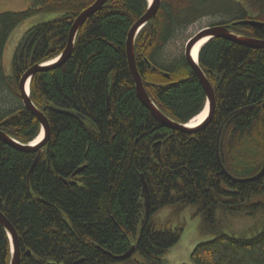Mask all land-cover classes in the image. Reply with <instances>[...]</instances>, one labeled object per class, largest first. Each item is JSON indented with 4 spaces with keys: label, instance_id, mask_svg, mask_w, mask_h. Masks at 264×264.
Instances as JSON below:
<instances>
[{
    "label": "trees",
    "instance_id": "1",
    "mask_svg": "<svg viewBox=\"0 0 264 264\" xmlns=\"http://www.w3.org/2000/svg\"><path fill=\"white\" fill-rule=\"evenodd\" d=\"M94 1L27 0L26 10L0 14L5 41L31 17L62 14L22 36L12 59L14 78L2 79L0 72V107L8 99L6 90L18 104L11 112L0 111V131L19 144L33 142L40 133L21 103L19 78L64 52L74 19ZM208 2L161 0L134 42L147 97L182 125L203 111L206 96L184 54L160 60L175 31L223 10L228 19L218 25L264 40V29L232 27L248 19L264 23V0H211L210 9ZM147 8V0H108L76 33L69 59L30 79V102L39 112L46 107L49 124L40 157L33 164L36 153L0 141V213L18 236L19 264H164L162 258L180 240L184 227L178 220L187 209L200 220L199 235L212 237L193 248L190 264H264V226L251 237L222 231L228 219H264V176L253 183L232 181L261 170L264 50L220 38L208 41L198 63L213 87L212 118L188 134L164 129L136 97L125 55L128 31ZM3 51L0 47V64ZM227 118L218 146L226 175L215 147ZM140 176L150 196L147 216ZM163 210L168 217H156ZM132 245L128 259L113 260ZM10 257L0 224V264H9Z\"/></svg>",
    "mask_w": 264,
    "mask_h": 264
},
{
    "label": "water",
    "instance_id": "2",
    "mask_svg": "<svg viewBox=\"0 0 264 264\" xmlns=\"http://www.w3.org/2000/svg\"><path fill=\"white\" fill-rule=\"evenodd\" d=\"M108 0H95L94 4L85 8L84 11H82L73 21L72 26L69 30L68 33V38H67V42H66V48L64 50V52L59 55L56 59V61L53 64L50 65H45L46 63H43V65H34L32 66V68L27 69V71H25L22 76L19 78V82H18V92H19V96L21 99V103L23 105V107L29 112L31 113V115L36 118L38 124L40 125V133L39 135H43L42 139L40 140V142H38L35 146H31V144H25V145H21L19 144L15 139L13 140L12 138H10L9 136H7L4 132L2 133L0 131V141L2 143H4L6 146L12 148L13 150H17L20 151L22 153H36V158L33 162V164H35L37 162V160L39 159V149L40 147H42L41 145L44 143V141H46V138L48 136V132H49V124H47V119L46 116L44 115V112L46 110L43 109L41 112H39L36 107L32 104V102H30L29 99V83H30V79L33 77V75H35L38 72H43L44 70H47L49 68H53L54 66L60 65L65 63L66 60L69 59V57L71 56V53L73 51V45H74V40L76 38V33L78 32V30L83 26V24L85 23V21L92 17L93 15H95V12L99 11L106 3ZM160 1L161 0H151L148 1V8H147V12L139 18L138 21H136V23L130 28V30L128 31V36L126 38L125 44V55L127 57V66L129 67V72L130 75L133 79L134 82V87H135V93H136V97L138 98L139 102L141 103L142 106H144L145 109L148 110L150 116L152 117V119H155L164 129H168L171 131H175V132H181V133H191L196 131L199 127H203L205 125H207L209 123V121L211 120V116L214 112L215 106H214V91H213V87L212 85L208 82V80L206 79L204 73H202L201 69L199 68V63H198V57H199V53L197 56V60L194 62L192 59V49L194 48V45H196L198 42H200L201 40L207 38V41H210L211 39H216V38H220L222 40L225 41H230L236 45H240L242 47H245L247 49H254V50H264V40L261 39H254V38H244L240 35H236L234 33H232L229 29H227V27L225 26H221V25H215V26H210V27H204L203 29H201L200 31H198L197 33L194 34V36H192L191 38H189L186 41V44L184 46V59L185 62L188 64L189 68L191 69V71L193 72V74H195V76L198 79L199 84H201V87L203 89L204 95L206 96V101H205V107L203 109V111L207 108V113H206V118L200 123L198 124V126L195 127H186V125L189 123H187L186 125H182L179 123H175L172 120L168 119L166 116H164L159 110L158 108H156L152 102L150 101V98L147 97V94L145 92V89L141 83V78L140 76H138L137 70H136V66H135V56L133 55V49H134V39L138 36L139 31L145 27L147 24L150 23V21L156 16L157 12L159 11V7H160ZM237 26H242V27H251V28H261L264 29V23L261 22H256L254 20H247V21H237L235 23L232 24V27H237ZM199 52V51H198ZM48 63V62H47ZM146 64L148 66H150L148 64V62L146 61ZM165 77L168 78L167 75H165ZM26 86L28 87V93L26 92ZM264 106V104H263ZM51 111L57 112V113H61V114H65V115H69L71 117H75L77 118V116H75L72 112H65L62 111L58 108H53L50 107ZM229 120V118H227L221 125H220V130L217 133V141H216V153H217V160L219 161L220 164V169L222 170V173L226 174V170H224L223 166L220 163L219 160V141H220V134L223 130V126L224 124ZM261 170L255 174V176L253 177H249V178H244V179H235L233 178L232 181L236 182V183H253L255 181H257L258 179L262 178L264 176V155H263V161H262V165H261ZM140 185H142L141 188V196L143 198V207L145 209V216L148 215V211H149V192H148V185L145 184L144 178L143 176H140ZM0 224L5 232V234L7 235V240L9 242L10 245V261L9 264H19L20 261V250H19V244H18V236L15 233V230L12 226L11 223H9L8 220L5 219V217L2 215V213H0ZM133 249L134 246L132 245L130 247V249L128 250V252L124 255L121 256H117V257H112L114 261H121V260H125L128 259V257H130L133 254Z\"/></svg>",
    "mask_w": 264,
    "mask_h": 264
},
{
    "label": "rangeland",
    "instance_id": "3",
    "mask_svg": "<svg viewBox=\"0 0 264 264\" xmlns=\"http://www.w3.org/2000/svg\"><path fill=\"white\" fill-rule=\"evenodd\" d=\"M201 0H198L200 3ZM210 1L205 5L206 8L210 9ZM197 2V0H196ZM30 3H32L30 1ZM27 0H0V14L13 12L17 13L19 11H24L28 8ZM62 18L60 13H51V14H41L34 17H31L29 20H26L19 24L11 35L9 36V41L6 46V51H4V60L5 64L10 65V54L12 52L11 48H14L20 37L22 38L23 34L30 30V28L41 25V23L52 22V20H58ZM228 17L223 13V10H217L212 15H204L193 23L179 28L175 31L173 38L169 41L170 43L165 46L160 53L161 62L172 59L173 57H178L183 55L184 46L186 41L194 36L195 33L203 29L204 27H210L218 24L221 21H226ZM22 40V39H21ZM6 52V53H5ZM11 105L16 103L13 100H8ZM192 210L187 209L180 214L178 220L179 224H183L184 230L181 233L179 242L171 247L168 253L162 258L164 264H190L189 255L192 252L193 248L212 240L210 236H200L199 235V218L192 217ZM156 217L162 219L168 217V211L163 210L159 212ZM177 221H174L173 224H178ZM225 228L222 230L224 233L229 235H245L246 237H251L257 231L264 226V219L261 216L257 215L255 219L246 217L242 219H228Z\"/></svg>",
    "mask_w": 264,
    "mask_h": 264
},
{
    "label": "flooded vegetation",
    "instance_id": "4",
    "mask_svg": "<svg viewBox=\"0 0 264 264\" xmlns=\"http://www.w3.org/2000/svg\"><path fill=\"white\" fill-rule=\"evenodd\" d=\"M26 33V32H25ZM24 33V34H25ZM23 34V35H24ZM2 38H1V36H0V47H2V49H4V51H6V46H7V43H8V41H9V39L7 40V41H5V40H1ZM21 37H20V40L18 41V43L16 44V46L14 47V48H11L12 49V52H11V54H10V60H11V62H10V65H6L5 64V60H4V51H3V53H2V56H1V60H2V62H1V64H0V72H1V77H2V79H11V78H14V74H13V71H12V59H13V57H14V54H15V52H16V47L18 46V44L20 43V41H21ZM6 53V52H5ZM2 65V66H1ZM5 84H6V82H5ZM7 85V84H6ZM17 87H18V84H17ZM7 88H9V87H7ZM17 92H18V88H17ZM4 97L5 98H8L6 101H4V103H3V105L1 104V107H0V111L2 112V111H8V112H11V111H13V109H16V107L18 106V104L16 103L15 105H11V103H9V98H10V100H14L13 99V97H11V92H8L7 90L6 91H4ZM19 94V93H18ZM20 97V96H19ZM3 99V98H2ZM15 102V101H14ZM5 104V105H4ZM261 179V178H260ZM259 180V179H258Z\"/></svg>",
    "mask_w": 264,
    "mask_h": 264
},
{
    "label": "bare ground",
    "instance_id": "5",
    "mask_svg": "<svg viewBox=\"0 0 264 264\" xmlns=\"http://www.w3.org/2000/svg\"><path fill=\"white\" fill-rule=\"evenodd\" d=\"M148 1H151V0H148ZM213 26H215V25H213ZM136 39V38H135ZM135 39H134V42H135ZM208 39L207 38H205V39H203V40H201L200 42H198L196 45H194V48L192 49V59H193V61L195 62L196 60H197V56H198V51L208 42L207 41ZM134 42H133V44H134ZM56 59H58V58H56ZM56 59H54V61H51V62H49L48 61V63L46 62V64L45 65H50V64H53L55 61H56ZM28 91V87L26 86V92ZM28 93V92H27ZM206 113H207V108L204 110V111H202L201 113H199L198 114V116H196V118H194V119H192L187 125H186V127H195V126H198V124H200L206 117ZM74 114V113H73ZM224 129V128H223ZM42 136L43 135H39L37 138H36V140H34L33 142H31L30 144H31V146H35L38 142H40V140L42 139ZM219 154V153H218ZM219 156V155H218ZM27 255H29V252H27L26 253Z\"/></svg>",
    "mask_w": 264,
    "mask_h": 264
}]
</instances>
